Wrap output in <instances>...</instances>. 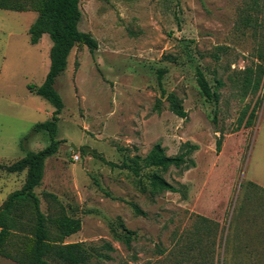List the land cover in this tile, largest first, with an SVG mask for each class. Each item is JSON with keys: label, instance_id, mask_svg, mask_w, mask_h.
I'll use <instances>...</instances> for the list:
<instances>
[{"label": "rangeland", "instance_id": "1", "mask_svg": "<svg viewBox=\"0 0 264 264\" xmlns=\"http://www.w3.org/2000/svg\"><path fill=\"white\" fill-rule=\"evenodd\" d=\"M80 8L79 28L99 48L76 47L57 78L62 142L35 190L43 213L81 221L65 242L82 243L89 264H197L189 238L199 217L216 230L201 243L209 264L213 243L214 264H264V0H81ZM37 17L0 9V211L27 176L6 168L51 144L34 128L54 108L28 88L51 66L50 37L30 41ZM171 94L186 118L170 110ZM187 143L198 147L196 166L160 172L184 193H154L157 171L145 158L157 144L174 157ZM122 226L137 234L130 249L116 238ZM0 264L18 263L0 256Z\"/></svg>", "mask_w": 264, "mask_h": 264}, {"label": "trees", "instance_id": "2", "mask_svg": "<svg viewBox=\"0 0 264 264\" xmlns=\"http://www.w3.org/2000/svg\"><path fill=\"white\" fill-rule=\"evenodd\" d=\"M81 0H0V9L13 12H35L38 17L29 30L31 44L40 43L44 35H48L53 43L50 51L51 66L45 82L41 86L30 85L28 88L35 94L49 102L54 112L50 120L38 123L34 131L46 132L51 138V144L40 152L27 151L25 157L6 168L9 173L27 172L26 181L22 189L13 192L0 211V256L15 261L18 264H53L59 261L63 264H89V255L82 243H66L65 240L79 233L82 223L66 213L50 217L41 210V201L35 190L42 185L46 160L59 152L62 141L57 140L60 116L65 103L55 88L57 78L64 74L69 66V57L76 47H87L92 54L98 48V41L90 34L80 30L82 21ZM167 71L162 70L160 79ZM197 82L202 94L212 98V89L202 71L197 73ZM170 110L180 118H186L181 102L171 94L168 97ZM221 141L217 144L218 151ZM198 147L189 143L183 145L180 154L167 156L160 144L153 147L144 160V167L155 169L150 178V186L154 193L173 192L184 193L167 182L160 172H167L171 167L190 169L195 167L192 155ZM98 158V155H96ZM104 161V159H102ZM112 167H119L108 163ZM122 169L132 171L140 176L141 169L129 164H122ZM185 188V187H184ZM136 213L143 214L138 208ZM23 225V227H21ZM54 227L55 232L51 230ZM22 230V231H19ZM216 231L213 221L199 217L196 221L189 240L195 246L197 264H209V253L203 249L201 243L206 233ZM137 234L122 226V233L116 234L118 241L123 242L129 249ZM216 239V237L214 236ZM106 248L111 250L110 245ZM211 263L214 264L215 246L212 245ZM98 258L111 261L112 257L94 253Z\"/></svg>", "mask_w": 264, "mask_h": 264}, {"label": "water", "instance_id": "3", "mask_svg": "<svg viewBox=\"0 0 264 264\" xmlns=\"http://www.w3.org/2000/svg\"><path fill=\"white\" fill-rule=\"evenodd\" d=\"M73 148L76 149L75 146H73ZM83 151H84L85 153H91V154H93V155H98V153H96L94 150H92V149H90V148H85V149H83Z\"/></svg>", "mask_w": 264, "mask_h": 264}, {"label": "built area", "instance_id": "4", "mask_svg": "<svg viewBox=\"0 0 264 264\" xmlns=\"http://www.w3.org/2000/svg\"><path fill=\"white\" fill-rule=\"evenodd\" d=\"M73 159H74L75 161H78V160L80 159V156H79V155H74V156H73Z\"/></svg>", "mask_w": 264, "mask_h": 264}, {"label": "crops", "instance_id": "5", "mask_svg": "<svg viewBox=\"0 0 264 264\" xmlns=\"http://www.w3.org/2000/svg\"><path fill=\"white\" fill-rule=\"evenodd\" d=\"M48 49H49V47H48Z\"/></svg>", "mask_w": 264, "mask_h": 264}]
</instances>
